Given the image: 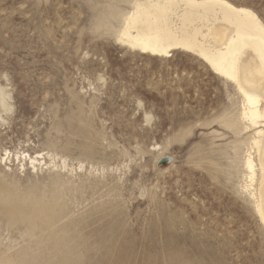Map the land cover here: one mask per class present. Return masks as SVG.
Masks as SVG:
<instances>
[{
	"label": "rangeland",
	"instance_id": "1",
	"mask_svg": "<svg viewBox=\"0 0 264 264\" xmlns=\"http://www.w3.org/2000/svg\"><path fill=\"white\" fill-rule=\"evenodd\" d=\"M126 1L0 0V255L264 264L239 95L192 53L121 45ZM228 1L264 20V0Z\"/></svg>",
	"mask_w": 264,
	"mask_h": 264
},
{
	"label": "bare ground",
	"instance_id": "2",
	"mask_svg": "<svg viewBox=\"0 0 264 264\" xmlns=\"http://www.w3.org/2000/svg\"><path fill=\"white\" fill-rule=\"evenodd\" d=\"M126 3L130 10L121 14L117 36L121 45L157 57H170L178 50L192 53L239 95L241 108L237 121L233 119L227 124L238 133H252L240 152L241 189L264 225V20L254 10L228 0H127ZM5 97L0 91V105L4 108ZM5 200L2 201L6 203ZM22 202L17 206L30 209L44 206L31 198ZM33 243L17 257L0 255V264L59 263L54 261L56 254L52 253L48 261L42 255L44 252H34L35 246L37 251L40 247L34 240Z\"/></svg>",
	"mask_w": 264,
	"mask_h": 264
}]
</instances>
